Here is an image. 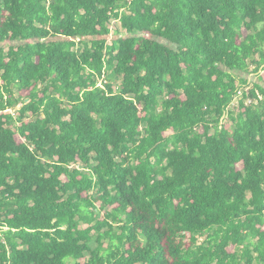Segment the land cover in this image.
I'll return each instance as SVG.
<instances>
[{"label":"trees","instance_id":"16d2710c","mask_svg":"<svg viewBox=\"0 0 264 264\" xmlns=\"http://www.w3.org/2000/svg\"><path fill=\"white\" fill-rule=\"evenodd\" d=\"M261 65L264 0H0V264H264Z\"/></svg>","mask_w":264,"mask_h":264},{"label":"rangeland","instance_id":"374dc122","mask_svg":"<svg viewBox=\"0 0 264 264\" xmlns=\"http://www.w3.org/2000/svg\"><path fill=\"white\" fill-rule=\"evenodd\" d=\"M116 27H117V24H116V22L114 21V20H112L111 22H110V28H111V30H112V32L116 29ZM260 67H264V65H261ZM250 70L253 72V70H254V66H250ZM264 73H262V74H260L259 75V78H260V76L261 75H263ZM99 85H101V83H99ZM118 86H119V83L117 82V83H114V88H118ZM249 89V87H247L245 90H244V92L245 91H247ZM241 97V96H240ZM239 102H240V99H239V97L236 99V100H234L233 102H232V104L230 105V107L228 108V111H230V110H235L237 107H238V105H239ZM244 102H245V104H252V103H254V104H256V101H251L250 102V100H249V98H246V100H244ZM19 107V106H18ZM17 107V108H18ZM227 119V118H226ZM226 119H225V121L224 122H226ZM91 246L93 247V246H95V243H91Z\"/></svg>","mask_w":264,"mask_h":264},{"label":"built area","instance_id":"2783aa9c","mask_svg":"<svg viewBox=\"0 0 264 264\" xmlns=\"http://www.w3.org/2000/svg\"><path fill=\"white\" fill-rule=\"evenodd\" d=\"M262 73H264V67H260V69L257 71V73H256V75L257 76H259L260 74H262ZM246 89V88H245ZM242 93H243V91L242 90H238V93H237V95L234 97V100H236L238 97H239V99L242 97ZM241 96V97H240ZM233 100V101H234ZM246 100V99H245ZM250 100V99H249ZM250 102H251V100H250ZM244 104H245V102H244ZM246 105H248V104H246ZM14 112H15V110H13L12 111V113L14 114ZM226 118L225 117H223V120L222 121H224Z\"/></svg>","mask_w":264,"mask_h":264}]
</instances>
